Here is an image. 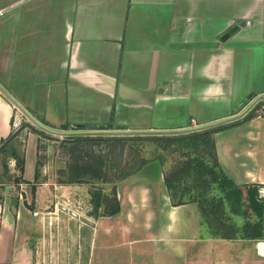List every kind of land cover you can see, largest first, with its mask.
<instances>
[{"label":"crops","instance_id":"0c3cea01","mask_svg":"<svg viewBox=\"0 0 264 264\" xmlns=\"http://www.w3.org/2000/svg\"><path fill=\"white\" fill-rule=\"evenodd\" d=\"M0 8V84L54 128L187 127L233 115L264 92V0H0ZM196 131L210 133L235 184L264 185V98ZM153 135L166 134L114 140ZM41 136L0 90V264H35L40 207L23 195L36 183ZM116 198L119 210L97 223L106 258L120 247L125 254L112 257L130 264H264V228L205 230L197 200L172 202L158 159L124 175Z\"/></svg>","mask_w":264,"mask_h":264},{"label":"rangeland","instance_id":"374dc122","mask_svg":"<svg viewBox=\"0 0 264 264\" xmlns=\"http://www.w3.org/2000/svg\"><path fill=\"white\" fill-rule=\"evenodd\" d=\"M41 132L36 183H29L33 196L31 191L23 195L32 200L30 205L40 207L33 238L35 264H130L128 259L116 257L125 254L120 247H109V258L103 256L106 248L97 241V223L114 206L116 183L152 159L162 162L166 176L175 172L173 200L199 202L205 230L242 234L247 220H257L246 188L237 198L196 163L219 171L210 133L192 131L121 141L114 139L125 136L75 135L69 140L70 136ZM16 150L21 152V145ZM15 181L27 182L21 177ZM37 186L42 189L35 194ZM110 250L118 253L112 257Z\"/></svg>","mask_w":264,"mask_h":264},{"label":"water","instance_id":"95a60500","mask_svg":"<svg viewBox=\"0 0 264 264\" xmlns=\"http://www.w3.org/2000/svg\"><path fill=\"white\" fill-rule=\"evenodd\" d=\"M0 90L13 102V104L19 109L33 124L35 127L59 136H75V135H120V134H178L185 132H192L196 130H201L204 128H208L210 126L218 125L223 122L234 120L244 113H246L256 102H258L261 98H264V92L257 94L254 96L251 101L239 112L217 119L215 121H210L207 123H202L193 126L187 127H179V128H168V129H117V128H95V129H58L51 127L39 119H37L34 115H32L19 101H17L1 84Z\"/></svg>","mask_w":264,"mask_h":264},{"label":"trees","instance_id":"16d2710c","mask_svg":"<svg viewBox=\"0 0 264 264\" xmlns=\"http://www.w3.org/2000/svg\"><path fill=\"white\" fill-rule=\"evenodd\" d=\"M30 124V123H29ZM32 126V125H31ZM18 131V130H17ZM16 131L13 132L12 135L15 134ZM77 136V135H76ZM213 159L215 163L219 167V171H215L214 167L207 165L205 163H201V161H198L196 163L202 164L204 167H206V170L214 175V180H217L220 187L224 189L225 191L230 190L231 193H235L237 195V198H240L242 196V190L243 188H246L247 190V198L249 201V205L252 209V211L258 216V219L255 221L247 220L246 223L242 227V234L245 236H260L262 234V228H264V201H260L259 197L257 196V187L252 185H237L235 184L232 179H230L224 171L219 166V163L213 156ZM175 175V172L173 171L169 176L165 175V183L169 189V192L171 194L172 202L175 203H181L184 201H175L172 197V188L174 186L173 177ZM34 186H32L33 188ZM116 197V192H115ZM200 206V204H199ZM119 210V201L117 198L114 199V206L112 209H110L107 214H113ZM238 230V228H236Z\"/></svg>","mask_w":264,"mask_h":264},{"label":"built area","instance_id":"2783aa9c","mask_svg":"<svg viewBox=\"0 0 264 264\" xmlns=\"http://www.w3.org/2000/svg\"><path fill=\"white\" fill-rule=\"evenodd\" d=\"M2 12V9L0 8V13ZM193 125H196V122H195V119H191V123L188 124L187 126H193ZM21 126V121L17 120L16 118L13 119V122H12V127H13V130L14 131H17L19 130ZM257 195L259 198H264V185H261L258 187L257 189Z\"/></svg>","mask_w":264,"mask_h":264},{"label":"flooded vegetation","instance_id":"af4514ba","mask_svg":"<svg viewBox=\"0 0 264 264\" xmlns=\"http://www.w3.org/2000/svg\"><path fill=\"white\" fill-rule=\"evenodd\" d=\"M28 120V119H27ZM29 121V120H28ZM29 123H30V121H29ZM31 124V123H30ZM32 126H33V124H31ZM37 128V127H36ZM37 129H39V128H37ZM41 130V129H40Z\"/></svg>","mask_w":264,"mask_h":264}]
</instances>
